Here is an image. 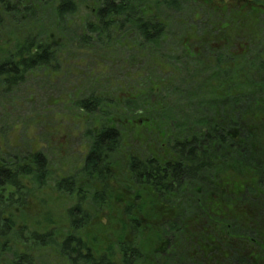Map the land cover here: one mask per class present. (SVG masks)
Returning a JSON list of instances; mask_svg holds the SVG:
<instances>
[{"label": "trees", "instance_id": "1", "mask_svg": "<svg viewBox=\"0 0 264 264\" xmlns=\"http://www.w3.org/2000/svg\"><path fill=\"white\" fill-rule=\"evenodd\" d=\"M81 6L88 11L75 20ZM251 17L264 24V0H0V90L10 91L36 71L58 68L65 55L114 54L121 64L110 75L122 81L84 86L73 101L88 119L87 153L79 167L86 184L113 177L127 127L147 130L153 147L138 156L127 154L125 169L140 188L162 198L175 193L182 179L198 175L203 180H218L226 171L259 176L264 172V39L238 50L233 37L240 22ZM130 67L144 71L125 82ZM7 156L0 164V239L7 238L0 242V259L10 251V264H33L30 254L37 247L59 248L65 258L72 244L79 250L78 233L90 206L67 210L65 235L47 229L51 222L43 220L35 223L38 231L14 229L11 208L26 206L30 193L50 186L53 174L41 152ZM53 184L70 194L77 180L73 175ZM88 189H77L78 196L88 199ZM224 193L222 188L215 197L221 200ZM91 197L98 209L105 203L98 191ZM128 203L127 214L135 207ZM137 246L122 241V264L141 262ZM107 247L108 256H89L86 263L113 264V246Z\"/></svg>", "mask_w": 264, "mask_h": 264}, {"label": "rangeland", "instance_id": "2", "mask_svg": "<svg viewBox=\"0 0 264 264\" xmlns=\"http://www.w3.org/2000/svg\"><path fill=\"white\" fill-rule=\"evenodd\" d=\"M80 10V13L74 17L75 20L80 21L88 11L83 6ZM239 26L240 28L233 31L236 49L251 48L255 43L254 39H264V24H257L253 17L243 19ZM70 37L71 34L66 41L72 40ZM10 38L12 37L7 40H11ZM4 48H8V45ZM92 52L94 50L62 56L58 68L36 71L27 77L26 82L12 87L10 91L0 90V164L3 160H7V155L41 152L48 158L53 174L50 186L43 191L30 193L26 199V206L11 208L10 212L15 216L14 229L25 233L32 230L38 231L35 223L43 220L51 222L47 229L54 228L57 233L65 235L69 221L67 210L77 204L85 209L90 206L87 211L91 217L90 224H87L79 233L87 242L88 247L92 248V250L89 249L91 254L95 257L99 254V249L102 247L101 237H105V241L127 240L141 247L144 256L142 264H151L150 247L155 243L153 240L151 244L149 237L146 238L149 230L145 229L142 223L134 227L128 225L129 217L137 219L144 208L142 207L140 211L137 208L129 209L128 214L124 211V208L129 205L128 196H132L130 192L134 190H138L137 196L148 204L142 212L144 215L146 209L153 212L154 216L162 213L158 211L159 208L167 209L147 187L140 188L136 180L130 177L125 169L127 154L138 156L140 150H149L153 147L148 131L137 130L133 127H127L126 131H123L120 150L113 163V177L107 182L101 178L100 183L95 182L88 185L86 184L89 181L88 178L79 172V167L87 153L84 131L88 127L86 126L88 119L84 118L73 106V101L78 98L84 86L94 85L97 89L104 87L108 80L122 81V78L110 75L111 69L121 64L118 60L120 58L114 54H103L104 57L97 56ZM139 68L144 71L143 67ZM137 69V67H130L124 72V81H136V75L141 72ZM137 79L139 80L140 77ZM262 121L259 118L254 120L256 124ZM73 175L82 191L89 187L88 199L84 200L83 197H79L78 190L66 194L54 188L53 181ZM222 188L225 190L222 199L219 202L216 199L213 201L210 196L215 195L216 192L219 196ZM96 191L102 193L105 198L106 194L109 196V202L101 206L103 210L92 204L91 196ZM240 193L241 198H239ZM116 196L125 201L122 200L123 210L115 220L111 219L112 214H115L116 210L120 211V204L115 200ZM170 199L175 204H180L175 212L179 214L178 220L183 228L181 235L187 240H200L198 237L205 234L210 240L218 238L223 242H230L232 251L235 247L239 250L242 248L249 250L251 254L263 253V247L256 249L253 244L264 238V172L259 176H254L249 172L236 174L226 171L218 176V180L213 177L203 180L199 175L192 180L185 178L181 180L178 190L172 194ZM42 213L45 215L42 216ZM120 220L127 222V228L124 227V230V225ZM109 224L112 229H108ZM117 228L120 231L123 230V234H117ZM152 232L153 230L149 236H152ZM109 234L110 237H108ZM5 240L7 238L0 239V242ZM94 246H97L96 249ZM23 248L25 246L16 247L18 251H23ZM112 248L116 252V247ZM3 253L0 264H10L11 252L4 251ZM173 254L168 259L169 263H173L178 258L176 253ZM30 255L33 264H68L57 248L37 247L31 251ZM239 255L240 253L237 254L234 251L233 264H246L236 260ZM117 260L113 261L120 264V259L117 258Z\"/></svg>", "mask_w": 264, "mask_h": 264}, {"label": "flooded vegetation", "instance_id": "3", "mask_svg": "<svg viewBox=\"0 0 264 264\" xmlns=\"http://www.w3.org/2000/svg\"><path fill=\"white\" fill-rule=\"evenodd\" d=\"M81 187H79V184L77 185L75 190H79ZM133 190V189H132ZM85 190H83L84 192ZM138 190H134L130 193H132V196H128L129 199L127 202H131L134 204V208L143 207L144 209L147 204L146 201L142 200L140 197L136 195V192ZM151 191V190H150ZM153 192V191H152ZM155 194V193H154ZM174 194V193H173ZM85 194L80 195V197H83ZM120 195V194H119ZM158 200L162 206L166 207V210H162V208H159L158 211H162L161 214L154 216V213L151 212L149 209L145 210V215L142 213L144 209L142 210L141 215H138L139 217L137 219H133L132 217H129L128 225L130 227L136 226V224L140 225L141 223L144 225V228L149 230L148 235H146V238L149 237L150 243L152 244V241L154 240L155 245L152 244V247H150V251L152 252L150 255L149 260L152 262L151 264H233L234 262V251L238 254L240 253L239 257L236 258L239 261L245 262L246 264H264V251L263 253L260 252V254H251L249 250L235 248L234 245V251L231 250V243L226 241H221L218 238H215L213 240H210L208 237H206L205 234L200 235L198 239H189L187 240L185 237H183L181 234L183 233V228L180 225L179 214L176 213V208L180 206V204H175L170 197L168 198H162L159 194H155ZM215 197V195H213ZM107 197V194H106ZM216 199L218 202L220 199L217 197L213 198ZM116 202L120 204V211L116 210L115 214H112L111 219H115L118 217V214L123 210L122 206V200L125 201V199L121 197L115 198ZM104 202H109V198H105ZM102 209V208H100ZM103 210V209H102ZM140 211V209H138ZM135 216V215H133ZM154 216V217H153ZM87 223L83 226V229L86 227V225L90 224V217L88 216ZM109 222V218H107ZM122 220H120L121 222ZM111 223V222H109ZM135 223V225H134ZM108 229L111 228V225H108ZM82 229V230H83ZM118 230V228H117ZM152 232V236L150 235V232ZM80 232V231H79ZM117 234L120 233V230L116 231ZM80 234V233H78ZM112 235V234H111ZM110 237V234L108 235ZM81 238V247H79V250H76V244H72L69 250V256L65 258L63 255V252L59 249L61 254L64 256L65 261L68 262V264H87L86 258H89V256H92L93 259L99 260L102 255H107L106 250L108 249V245H112L116 247L115 256L111 257L113 264L116 263L117 258L120 259L119 262H121L122 254L119 250V245L122 244V242L118 241L117 239H110L109 241H105V237H101V244L102 247H100V252L95 257L93 254L89 252V249L92 250V248H89L87 245V242L84 241L82 235L80 234ZM96 238V237H95ZM86 244V245H85ZM158 244V245H156ZM139 245V244H138ZM253 246L256 249H259L261 247L264 248V238H262L258 243H254ZM83 247V248H82ZM96 249L97 246H94ZM82 248V249H81ZM141 247L137 246L136 249H139ZM86 253H84V252ZM256 251V250H255ZM143 253V252H142ZM176 253L178 255V258L173 263H169V258L173 256ZM242 253V254H241ZM108 259V257H106ZM144 259V256H143ZM142 259V260H143ZM88 260V259H87ZM113 260H116L115 262ZM139 261L137 264H142ZM187 260V261H185Z\"/></svg>", "mask_w": 264, "mask_h": 264}]
</instances>
